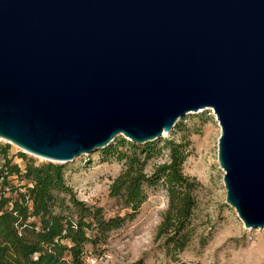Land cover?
Here are the masks:
<instances>
[{
  "label": "water",
  "instance_id": "obj_1",
  "mask_svg": "<svg viewBox=\"0 0 264 264\" xmlns=\"http://www.w3.org/2000/svg\"><path fill=\"white\" fill-rule=\"evenodd\" d=\"M220 125L225 199L264 225V0H0V138L56 162Z\"/></svg>",
  "mask_w": 264,
  "mask_h": 264
},
{
  "label": "trees",
  "instance_id": "obj_2",
  "mask_svg": "<svg viewBox=\"0 0 264 264\" xmlns=\"http://www.w3.org/2000/svg\"><path fill=\"white\" fill-rule=\"evenodd\" d=\"M173 129H181L177 120ZM9 143L0 142V264H87L86 243L105 240L109 230L131 219L146 196V187L160 185L166 207L155 227L167 254L174 257L192 234L197 182L183 173L188 140L159 137L136 143L116 135L98 148L100 160L121 162L108 185L126 210L105 216L98 205L79 199L64 177L65 163L41 160L17 150L21 163L12 160ZM165 151L166 158L150 171L151 157ZM132 264H146L137 260Z\"/></svg>",
  "mask_w": 264,
  "mask_h": 264
},
{
  "label": "rangeland",
  "instance_id": "obj_3",
  "mask_svg": "<svg viewBox=\"0 0 264 264\" xmlns=\"http://www.w3.org/2000/svg\"><path fill=\"white\" fill-rule=\"evenodd\" d=\"M177 120L183 123L181 129L172 126L159 137L188 140L189 152L181 168L183 173L195 179L197 186L192 234L186 246L172 257L165 252L162 237L154 236L167 202L164 188L157 185L145 188L146 196L131 219L109 230L104 241L85 244L90 251L86 257L94 258L92 263L85 258L87 264H132L137 260L146 264H264V225L246 226L225 199L223 169L218 162L217 149L220 125L213 109L190 110ZM3 141L0 138V142ZM8 143L12 160L21 163L14 153L22 150ZM97 149L62 162L65 163V180L79 199L100 206L105 216L121 214L126 207L108 191L121 162L114 158L100 160ZM23 152L36 161L47 160ZM165 158V151L149 158L145 170L150 171Z\"/></svg>",
  "mask_w": 264,
  "mask_h": 264
},
{
  "label": "built area",
  "instance_id": "obj_4",
  "mask_svg": "<svg viewBox=\"0 0 264 264\" xmlns=\"http://www.w3.org/2000/svg\"><path fill=\"white\" fill-rule=\"evenodd\" d=\"M86 259H88L91 263L94 261L93 257H86Z\"/></svg>",
  "mask_w": 264,
  "mask_h": 264
},
{
  "label": "bare ground",
  "instance_id": "obj_5",
  "mask_svg": "<svg viewBox=\"0 0 264 264\" xmlns=\"http://www.w3.org/2000/svg\"><path fill=\"white\" fill-rule=\"evenodd\" d=\"M164 133H165L164 131L161 132V134H163V135H164ZM10 143H12V142H10ZM13 144H14V143H13ZM14 145H15V144H14ZM16 146H17V145H16Z\"/></svg>",
  "mask_w": 264,
  "mask_h": 264
}]
</instances>
